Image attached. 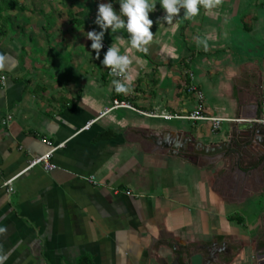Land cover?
<instances>
[{"label":"crops","instance_id":"1","mask_svg":"<svg viewBox=\"0 0 264 264\" xmlns=\"http://www.w3.org/2000/svg\"><path fill=\"white\" fill-rule=\"evenodd\" d=\"M98 1L17 0L12 10L22 12L19 23L0 31L3 264H166L169 244L201 257L215 251L224 264H257L264 246V157L227 160L232 142L242 149L244 140L241 131L227 141L232 122L212 132L209 122L145 112H190L192 72L208 114L259 117L264 0L200 3L198 13L185 17L182 8L170 24L157 0L147 52L131 46L127 30L105 31L102 42L131 61L120 79L126 92L115 90L117 78L100 62L107 49L97 58L90 48L87 31L100 30L97 7L107 2ZM113 7L119 11L118 0ZM114 100L131 108L102 114ZM186 138L205 154H180ZM59 143L50 156L55 169L21 172ZM18 173L8 191L5 181ZM90 175L103 186L84 179Z\"/></svg>","mask_w":264,"mask_h":264},{"label":"clouds","instance_id":"2","mask_svg":"<svg viewBox=\"0 0 264 264\" xmlns=\"http://www.w3.org/2000/svg\"><path fill=\"white\" fill-rule=\"evenodd\" d=\"M158 2L165 10L163 20L170 24L182 8L185 9V17H191L198 13V4L202 3L205 8H212L218 0H158ZM118 3V12L114 10L113 0L99 3L94 23L100 30L87 31V38L91 40L90 48L95 50L97 58L103 47L105 31L114 33L120 29L127 30L130 33L131 46L144 52L148 50L145 45L153 38L151 30L153 20L149 18V12L155 10L157 0H118ZM100 62L110 68L111 73L117 77L122 76L131 63L129 57L121 54L119 47L113 45L107 48ZM112 83L117 92L129 90L128 84L120 79H114ZM4 259L6 257L0 255V264H3Z\"/></svg>","mask_w":264,"mask_h":264},{"label":"water","instance_id":"3","mask_svg":"<svg viewBox=\"0 0 264 264\" xmlns=\"http://www.w3.org/2000/svg\"><path fill=\"white\" fill-rule=\"evenodd\" d=\"M256 118V113L251 117V119H245L242 121H233L230 129V137L227 141H231L236 138V133L244 131V140L241 143L242 149H240L237 145L240 144L239 140L236 139V143L232 142V147L226 153L227 160L231 154L238 155L240 163L244 161V159L249 158L250 155L260 154V151H255L257 145H260L264 148V125L261 123L255 122L253 119ZM199 146L198 142L191 138H186L185 141L178 147V151L182 155L199 157L204 152H201L197 149ZM262 157H264V152H262ZM264 166V161L261 164ZM245 172L246 176L251 174V169ZM247 170V167L245 168ZM172 258L171 261L166 264H224L217 257V253L204 251V257H201L197 250L191 249L190 247H177L174 244L168 245ZM255 260L257 264H264V246L261 248L260 253H257L255 256Z\"/></svg>","mask_w":264,"mask_h":264},{"label":"built area","instance_id":"4","mask_svg":"<svg viewBox=\"0 0 264 264\" xmlns=\"http://www.w3.org/2000/svg\"><path fill=\"white\" fill-rule=\"evenodd\" d=\"M96 2H99L98 0H95ZM103 43V42H102ZM103 49H107V45L103 43ZM107 73L112 75L113 77L117 78V79H123L124 78V74L120 77H117L115 75H113L110 71V68H107ZM187 77L189 80V83L186 86V92L190 95H192L195 100H196V105L195 107L188 113L186 114H175V113H156V112H145V114H147L148 116H152V117H161L164 119H186V120H191V121H201V122H209L210 124V130L212 132L220 129L221 124L224 121H229V122H233V121H242L245 119L242 118H224V117H219V116H213L210 115L206 112L205 108H204V96L202 91L193 83V74L192 72H188L187 73ZM4 77L2 76L1 79H3ZM116 107H126V108H131V105L123 102V101H117L114 100L113 104L110 108L105 109L103 113L109 111L112 108H116ZM255 122L257 123H261L264 125V106L262 107V111L261 114L259 115V117H256L253 119ZM89 125V123H87L84 127L87 128ZM42 141L44 143H46L47 145H51V143L45 139H42ZM63 143H59L54 147H51L50 150L40 156L37 157H33L30 158L27 163L26 166L23 168V170L21 172H24L26 170H29L30 168L34 167V166H41L44 170H52L56 168V165L53 164L52 162H50V156L52 154V151L55 150L57 147L62 146ZM20 172V173H21ZM19 175L16 174L14 176H12L11 178H9L8 180L5 181L4 185L8 186V191L12 190V182L13 180ZM84 179H86L87 181H89L90 183H92L94 186H103L101 183L97 182L93 176H87L84 177ZM114 193H118V190H113ZM126 195H131V193L129 191L125 192Z\"/></svg>","mask_w":264,"mask_h":264},{"label":"rangeland","instance_id":"5","mask_svg":"<svg viewBox=\"0 0 264 264\" xmlns=\"http://www.w3.org/2000/svg\"><path fill=\"white\" fill-rule=\"evenodd\" d=\"M25 2H29V0H24ZM33 3H56L57 0H32ZM63 2V0H62ZM3 14H5L7 16V25H3V29H5V31H8V29L10 28V22L13 23L15 20L19 23L20 21V16L22 15V12L19 10H8L3 12ZM15 19V20H14ZM10 21V22H9ZM9 22V24H8ZM241 230V228H239Z\"/></svg>","mask_w":264,"mask_h":264},{"label":"trees","instance_id":"6","mask_svg":"<svg viewBox=\"0 0 264 264\" xmlns=\"http://www.w3.org/2000/svg\"><path fill=\"white\" fill-rule=\"evenodd\" d=\"M18 7L17 0H0V31L5 32L3 25L7 23V16L3 12ZM7 25V24H6Z\"/></svg>","mask_w":264,"mask_h":264},{"label":"flooded vegetation","instance_id":"7","mask_svg":"<svg viewBox=\"0 0 264 264\" xmlns=\"http://www.w3.org/2000/svg\"><path fill=\"white\" fill-rule=\"evenodd\" d=\"M256 156L258 157V161L262 159V153L261 152H260V154H256Z\"/></svg>","mask_w":264,"mask_h":264}]
</instances>
